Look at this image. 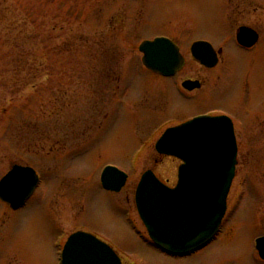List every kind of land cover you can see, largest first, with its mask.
I'll return each instance as SVG.
<instances>
[{"label": "rangeland", "instance_id": "obj_1", "mask_svg": "<svg viewBox=\"0 0 264 264\" xmlns=\"http://www.w3.org/2000/svg\"><path fill=\"white\" fill-rule=\"evenodd\" d=\"M240 25L264 36V0H0V180L16 164L41 180L19 211L0 202V264H58L63 240L82 228L135 259L125 221L132 213L137 222L140 177L152 170L173 186L181 164L155 152L164 129L210 110L236 122L247 111L236 110L235 84L225 96L180 97L174 81L143 68L138 48L167 35L184 58L174 80L206 79L191 44ZM242 57L233 53L211 83L246 81L250 113L259 98L251 83L264 84V42ZM246 121L236 126L238 164L220 235L186 263L153 256L142 264H262L254 241L264 236V117ZM107 165L128 175L120 194L101 187Z\"/></svg>", "mask_w": 264, "mask_h": 264}, {"label": "water", "instance_id": "obj_2", "mask_svg": "<svg viewBox=\"0 0 264 264\" xmlns=\"http://www.w3.org/2000/svg\"><path fill=\"white\" fill-rule=\"evenodd\" d=\"M244 33L248 30L240 31L238 41ZM139 52L143 66L163 77L173 76L184 63L176 46L164 38L142 43ZM191 55L201 64H216V56L206 43H195ZM189 85L193 84L187 82L184 87ZM155 150L183 163L178 169V183L170 189L152 171H147L136 190V208L158 248L170 255L186 256L213 240L225 216L237 165L232 122L227 117L196 118L167 130ZM126 181L127 176L113 167H106L101 174L102 187L107 191L120 192ZM37 185L38 178L32 169L14 166L0 181V200L18 209ZM256 248L264 260V237L257 240ZM62 264L121 262L108 245L89 234L77 233L64 247Z\"/></svg>", "mask_w": 264, "mask_h": 264}, {"label": "flooded vegetation", "instance_id": "obj_3", "mask_svg": "<svg viewBox=\"0 0 264 264\" xmlns=\"http://www.w3.org/2000/svg\"><path fill=\"white\" fill-rule=\"evenodd\" d=\"M242 29H247L248 33L243 34V37L241 38V40H240L241 42H240V41H238V34ZM157 37L168 38L179 48V45L173 39H171L169 36L158 35L154 38H157ZM263 37H264L263 32L259 28H254V27H250V26H246V25H240L233 32H231V30H229L227 32V31L221 29L218 32V34L216 36H214V38L209 37L211 39H208V38L201 39L200 38L198 40H195L191 44V46L196 42H204V43L209 44L212 47L214 53L216 54V64L213 67H210L208 62L207 63L203 62V64L201 65V64H199L193 60V62L199 66V68L202 70V72H204L205 75H209L210 78L206 77V79L202 78L199 80L187 79V80H182V81H175L174 79L176 78V76L180 73V71L183 68L181 70H179L173 77H170V78H164V77H161L157 74H153V75H155L156 77L160 78L163 81H174L173 89H174L175 93L177 95H179L180 97H186L187 99H189L188 101L194 100L195 94H197V95L201 94L202 97H204L205 95L206 96L210 95V97H213L214 94L216 95V94L222 93L225 96L232 89L233 85L235 84L234 87H238L237 92H236V95L238 97V99H237L238 101L236 102V108H237L236 110L246 109L247 111L245 112V115H246L245 117L251 118L252 122H254V121H256V118H259V116L264 117V90H263L264 84H261L260 80H256L255 83H251L253 86L252 85H250V86H252L254 88L252 90L255 91L256 95H258L259 98H258L256 107L254 109H250V113H249V109L246 108L247 107L246 99H247L248 95H246L244 97V91H245L244 86L245 85L248 86V83H246V81H244L242 83L239 80H236L233 83L231 82L232 84L227 83V85H222V87L220 89H218V87H216L215 83L214 84L211 83L212 82L211 76H213V74L215 73L216 70L228 67V63H229L228 60L231 56H233V53L238 55V57L241 60V63L243 64L242 55L251 56V54H253L255 52V49H259L261 47V45L263 44V42H264ZM153 39H151V40H153ZM191 46H190V48H191ZM190 48H189V52H190ZM179 50H180V48H179ZM227 53H228V57L226 60V54ZM204 59H205V57H204ZM240 69H243V67L241 66ZM241 75H242V70L239 73V75L237 74V76H241ZM209 80H210V83L208 82ZM186 82H191L194 85H189L190 86L189 88H185L184 83H186ZM239 82H240V84H238ZM240 86H242V88H240ZM250 94H252L251 90H250L249 95ZM228 95H227V98H228ZM202 99H206V98H202ZM231 108H234L233 105H231ZM177 111H179V110L177 109ZM175 112H176V110H175ZM219 116L229 117L233 123V127H234L235 132H236L237 122H239V124L242 126H246L247 125L246 123L251 122V121L247 122L246 118H244L243 116H241L242 117L241 120L237 119V122H236V119L232 118L233 116L230 115V113L228 114L227 112L216 109L214 111L210 110V111H206V112L201 113V114L194 115L192 117H188L185 120H182L176 124H171L170 126H167L164 129V131L166 129L181 126L182 124H185V123H187V122H189L192 119L197 118V117H219ZM253 119H254V121H253ZM174 186H175V184L173 186H170V188H173ZM120 193H118V194H120ZM7 207L9 209V211L17 212L20 209H22L24 206L18 210H12L9 206H7ZM134 214L136 215L137 222L134 219H132V216H131L132 213H129V215L126 217L125 224H126L127 230L130 232V235L132 237L131 240H132L133 244H131V242L129 243L130 247H131L130 249H134V251H137L138 254L132 253L135 257V259H134L131 256L128 257L127 253H124L127 255L126 256V255H123V253L121 254V252L116 251L118 253L120 259H121V264H142L146 261V258L151 259V260L154 259L153 256H156V258L167 259L168 261L185 262L186 263L190 258H193V256H196L197 254H199L203 250V249L199 250V251H197L191 255L185 256V257H175V256H171V255H167V254L163 253L158 248H156V246L150 240V238L146 232V229L144 228L143 223L138 216L136 208H135ZM77 232H84V233L91 234L88 230L82 228L76 232L71 233L69 236H71L72 234L77 233ZM91 235H93V234H91ZM69 236H67L65 238V240H63L61 247L57 243L59 237L58 238L56 237L55 247L61 248V250L59 252L57 251L58 264H60V261H61L64 243L66 242V240ZM96 237L98 239L102 240L98 236H96ZM102 241H104V240H102ZM140 250L143 251V254L139 253V252H141ZM144 259H145V261H144ZM135 261L138 263H135ZM258 261L260 263L264 264V261H262L259 258H258ZM200 263H201V261L196 262L195 264H200Z\"/></svg>", "mask_w": 264, "mask_h": 264}]
</instances>
